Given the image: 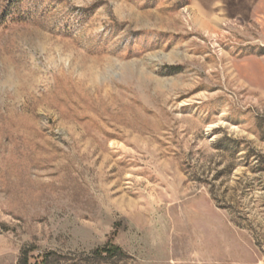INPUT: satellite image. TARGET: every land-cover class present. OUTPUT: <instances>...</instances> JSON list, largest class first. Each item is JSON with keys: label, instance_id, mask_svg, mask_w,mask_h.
I'll use <instances>...</instances> for the list:
<instances>
[{"label": "rangeland", "instance_id": "obj_1", "mask_svg": "<svg viewBox=\"0 0 264 264\" xmlns=\"http://www.w3.org/2000/svg\"><path fill=\"white\" fill-rule=\"evenodd\" d=\"M24 251L264 264V0H0V264Z\"/></svg>", "mask_w": 264, "mask_h": 264}, {"label": "trees", "instance_id": "obj_2", "mask_svg": "<svg viewBox=\"0 0 264 264\" xmlns=\"http://www.w3.org/2000/svg\"><path fill=\"white\" fill-rule=\"evenodd\" d=\"M94 254L98 257H103V254H105V257H111V256H116V255H122L121 252L117 249L114 248H108V249H104L101 251H96L94 252ZM57 258V255L54 253H46L43 256V260L40 264H50V262L54 259ZM18 264H31L29 262V252L24 251L22 252V255L18 261ZM37 264V263H35Z\"/></svg>", "mask_w": 264, "mask_h": 264}]
</instances>
